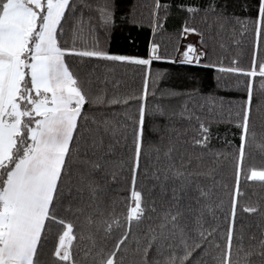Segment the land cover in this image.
Returning a JSON list of instances; mask_svg holds the SVG:
<instances>
[{
	"label": "snow or ice",
	"instance_id": "6c2138e0",
	"mask_svg": "<svg viewBox=\"0 0 264 264\" xmlns=\"http://www.w3.org/2000/svg\"><path fill=\"white\" fill-rule=\"evenodd\" d=\"M125 26L145 32L141 50L110 46ZM162 65L198 71L175 84ZM262 111L264 0H0V256L15 254L19 225L63 203L76 178L95 197L99 173L131 185L117 250L130 222L147 219L144 264H264V209L241 191L242 175L264 183V167L245 168L264 154ZM221 125L232 135L216 131L217 147ZM174 136L210 163L189 170L193 157L181 154L177 165ZM248 214H259L254 227Z\"/></svg>",
	"mask_w": 264,
	"mask_h": 264
},
{
	"label": "trees",
	"instance_id": "16d2710c",
	"mask_svg": "<svg viewBox=\"0 0 264 264\" xmlns=\"http://www.w3.org/2000/svg\"><path fill=\"white\" fill-rule=\"evenodd\" d=\"M134 0H126V4H131ZM130 33V35H129ZM128 39H125V38ZM145 32L130 27H122L117 29L112 35L110 46L113 49H123L130 52H136L143 48ZM135 43H132V40ZM169 69L172 82L175 84L187 83V76L197 69L181 66V65H162ZM123 72L124 69H119ZM205 86L210 89L214 88V84L207 78L204 80ZM225 96L224 92L218 93ZM257 130L264 125V111L255 115ZM213 144L217 147L221 146L222 141L215 137L216 131L221 137L227 133L231 140L232 131L221 125L218 129L214 126ZM173 140L176 144V163L181 164L180 155L183 154L187 159L188 155H192V162L189 170H196L199 167H206L210 161L208 157L203 160H197L195 157L198 150L193 149L186 142V138L175 136ZM264 151V149H262ZM167 163V161H163ZM255 166L257 168L264 167V154L257 151L253 156L246 157L245 168ZM226 178L225 183H230L232 176L231 161L224 164L223 169H218ZM94 183L99 186V192L95 197L90 194V186L87 180L81 182L78 178L74 180L70 195L63 197V203L57 200L50 212H47V219H44L39 239L34 250L32 264H144L143 255L147 244V228L149 221L147 219L136 222H130L131 230L128 239L119 246L117 250V242L125 235L129 223V209L126 200L130 192L131 185L124 182H109L101 174H96L93 178ZM201 183L207 186V181L202 180ZM241 191L244 192V203H250L253 206H259L264 209V183L257 180L245 181L242 175ZM78 188L83 189L81 197ZM227 190L221 189L220 196L227 203ZM157 207H167V196H161L155 193ZM246 220L253 225L259 221V214H248ZM152 225L158 223L153 217ZM71 225V227H70ZM68 234L67 252L61 256L58 249L61 240ZM258 234V233H257ZM196 237L190 238L189 242L195 241ZM169 244H175V241H169ZM167 249V245H165ZM167 252L165 251V255ZM153 255L155 253L153 252ZM156 259H162V256H156ZM208 258H205V261ZM152 264V260L148 261ZM259 264V261H257Z\"/></svg>",
	"mask_w": 264,
	"mask_h": 264
},
{
	"label": "rangeland",
	"instance_id": "374dc122",
	"mask_svg": "<svg viewBox=\"0 0 264 264\" xmlns=\"http://www.w3.org/2000/svg\"><path fill=\"white\" fill-rule=\"evenodd\" d=\"M45 210L41 207L35 208L31 211L27 218L19 225L18 227V241L17 247L19 246H26V247H34L37 239V229L38 225L40 226L44 215ZM67 242H68V234H65V237L61 240L58 254L63 256L67 252ZM8 253V252H5ZM5 253L0 256V259L4 261V264L7 263L5 259Z\"/></svg>",
	"mask_w": 264,
	"mask_h": 264
},
{
	"label": "crops",
	"instance_id": "0c3cea01",
	"mask_svg": "<svg viewBox=\"0 0 264 264\" xmlns=\"http://www.w3.org/2000/svg\"><path fill=\"white\" fill-rule=\"evenodd\" d=\"M46 214L47 213H45L41 225L40 226L38 225V229H37L38 235H37L35 246L34 247L19 246L17 247V251L15 252L14 255L5 253V259L7 260L6 264H12V262H14V264H32L34 250L37 245V241L39 239V235H40L41 228H42L44 219L46 217Z\"/></svg>",
	"mask_w": 264,
	"mask_h": 264
}]
</instances>
